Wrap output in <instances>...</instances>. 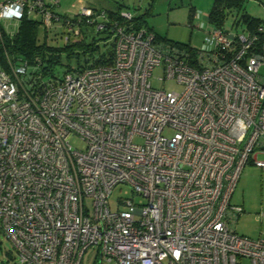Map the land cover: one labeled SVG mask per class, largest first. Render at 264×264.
<instances>
[{
	"label": "built area",
	"instance_id": "2783aa9c",
	"mask_svg": "<svg viewBox=\"0 0 264 264\" xmlns=\"http://www.w3.org/2000/svg\"><path fill=\"white\" fill-rule=\"evenodd\" d=\"M59 4L3 0L0 18L17 27L36 13L63 44L104 29V9ZM191 26L203 31L193 51L117 25L109 65L48 77L27 61L0 66V230L20 264H80L89 248L114 264H264V232L237 234L230 203L242 168H264V22ZM155 67L182 89L154 88ZM124 183L145 202L113 210Z\"/></svg>",
	"mask_w": 264,
	"mask_h": 264
},
{
	"label": "rangeland",
	"instance_id": "374dc122",
	"mask_svg": "<svg viewBox=\"0 0 264 264\" xmlns=\"http://www.w3.org/2000/svg\"><path fill=\"white\" fill-rule=\"evenodd\" d=\"M2 1V0H0ZM213 0H154L153 5L149 7L150 0H60L57 10L61 13L72 14L79 8L81 4L96 9L114 8L117 4H121L123 9L130 11L133 15L144 14L146 9L149 10L144 14L145 24L151 28L160 38L173 42L187 43L199 46L203 36V31L195 26H191L189 21V7L200 13L198 19L192 20V25L201 21L205 23L207 15L212 6ZM242 13L249 16L259 18L264 22V0H244L243 5L239 9L227 10V17L224 27L233 31H241L244 23L241 20ZM32 18L40 20L38 14H31ZM0 24L6 29L15 30L12 23L6 19L0 18ZM41 24L38 27V41L40 43L46 41L51 46L61 47L63 40L60 37L59 29L51 28L48 35L45 34ZM104 34L97 37L98 49L85 50L83 47H74L72 50L56 51L54 57L57 63L54 66V74L61 75L69 68H80L91 64L93 58H96L100 51L105 48L106 40L103 39ZM163 76L162 69L155 67L149 80L154 88L180 91L182 86L174 79L161 80ZM165 133L170 131L165 130ZM137 142L142 141L141 138L134 139ZM70 144L73 147L83 149L84 142L76 135L70 138ZM264 159V154L258 156ZM131 198L133 203L141 205L145 202L142 195L133 191L131 185H117L109 199L108 204L111 209H116L118 200ZM230 203L240 206L242 212L234 222L233 226L237 234L252 239L258 238L264 232V168L248 162L241 170L236 186L230 198ZM123 205H120V209ZM242 264H250L249 258L243 257ZM0 264H20L15 254L11 241L0 230ZM80 264H114L112 261L105 259L98 260L96 250L89 248Z\"/></svg>",
	"mask_w": 264,
	"mask_h": 264
},
{
	"label": "trees",
	"instance_id": "16d2710c",
	"mask_svg": "<svg viewBox=\"0 0 264 264\" xmlns=\"http://www.w3.org/2000/svg\"><path fill=\"white\" fill-rule=\"evenodd\" d=\"M154 0H150L149 7L153 5ZM244 0H213L210 11L207 18L210 23L217 27L224 26L225 19L227 17V10L239 9L243 5ZM146 9V14L149 10ZM102 9V8H101ZM106 13L105 27L98 33L94 32L92 27L85 26L82 29V38L72 43L63 44L61 47L51 46L46 41L40 43L38 41V27L39 22L32 17H23L16 30L10 34L4 29H0V66L5 70H9L8 61H27L34 68H31L32 73L39 77H48L54 74V66L57 60L54 57V53L59 50H72L74 47H83L85 50L93 51L98 49L97 39L99 34H104L103 39L106 40L105 48L100 51L96 58H93L91 64L85 66L96 65H109L113 61V49H114V37L113 30L116 26L124 27L125 29L137 28L140 26L154 32L145 24L144 14L133 15L130 11L123 9L121 4H117L114 8L104 9ZM128 11L131 13L130 20H127L121 15L122 12ZM195 10L193 7H189V23L192 24L193 15ZM241 20L246 28H254L262 21L259 18H255L242 13ZM156 37L163 41L171 42L178 47L185 48L188 51H193L189 42L179 43L173 42L167 39L160 38L155 32ZM82 66V67H85ZM80 67V68H82Z\"/></svg>",
	"mask_w": 264,
	"mask_h": 264
},
{
	"label": "crops",
	"instance_id": "0c3cea01",
	"mask_svg": "<svg viewBox=\"0 0 264 264\" xmlns=\"http://www.w3.org/2000/svg\"><path fill=\"white\" fill-rule=\"evenodd\" d=\"M2 1H3V0H2ZM2 1H0V3H1ZM9 23H11V22H9ZM13 25H14V24H13ZM14 26H15V25H14ZM1 28L4 29L7 33H13V32L16 30L17 27H15V30H13V29L10 30V29H6L5 26L3 27V26L0 24V29H1ZM241 212H242V211H241Z\"/></svg>",
	"mask_w": 264,
	"mask_h": 264
}]
</instances>
